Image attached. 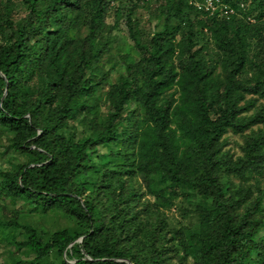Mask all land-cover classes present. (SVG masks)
Segmentation results:
<instances>
[{
    "label": "trees",
    "instance_id": "16d2710c",
    "mask_svg": "<svg viewBox=\"0 0 264 264\" xmlns=\"http://www.w3.org/2000/svg\"><path fill=\"white\" fill-rule=\"evenodd\" d=\"M221 1L0 0V264H264V0Z\"/></svg>",
    "mask_w": 264,
    "mask_h": 264
},
{
    "label": "rangeland",
    "instance_id": "374dc122",
    "mask_svg": "<svg viewBox=\"0 0 264 264\" xmlns=\"http://www.w3.org/2000/svg\"><path fill=\"white\" fill-rule=\"evenodd\" d=\"M152 7H156V6L153 5ZM137 17L141 21V29L145 32V34H146L145 38L147 39L148 36L150 35V33L152 31H154V29L157 28V25L159 24L158 20L153 19V21L149 24V22H150L149 20L152 18V15L149 13V11H146V10H145V12L140 11L138 13ZM114 21H115L114 14L111 13V15L108 16L107 22L109 24L113 25L115 23ZM115 34L116 35H122V33H117V32H115ZM112 77L114 80H116L118 78V74L116 71L112 73ZM7 140H9L8 137H0V171L7 170L9 168V160L14 159L18 156L17 153L8 151V146L10 143ZM227 142H228V144H227L228 150H231L232 153H234L235 155H241L242 154L240 144H243L244 140L241 137H238L234 134H230L229 140ZM20 159L24 160V158H20ZM12 163H14V161H12L11 164ZM169 217H170V220L172 221L173 225H176V226H179L180 225L179 223H181V222H184L185 225L192 223V219H187V220L185 219V221H184L182 216L179 214V212L173 211L172 213L169 214ZM52 218L59 220L62 217H59L58 215L52 214L51 217L49 216L47 218H37V219H35L34 222L36 224L42 225L44 228H46V230L53 231L55 229V226H54V221ZM194 221L196 222V219H194ZM6 248H7V246L3 245L0 248V252H4ZM1 255H0V263H3V262L5 263L8 259V256L5 254V252L3 253L2 256Z\"/></svg>",
    "mask_w": 264,
    "mask_h": 264
},
{
    "label": "built area",
    "instance_id": "2783aa9c",
    "mask_svg": "<svg viewBox=\"0 0 264 264\" xmlns=\"http://www.w3.org/2000/svg\"><path fill=\"white\" fill-rule=\"evenodd\" d=\"M195 6L198 10L205 11L211 16L220 15L221 17L230 18L234 14V10L221 0H205L204 3H196Z\"/></svg>",
    "mask_w": 264,
    "mask_h": 264
}]
</instances>
